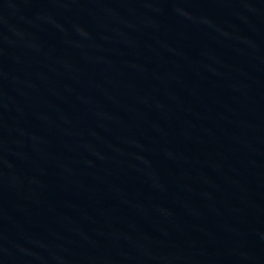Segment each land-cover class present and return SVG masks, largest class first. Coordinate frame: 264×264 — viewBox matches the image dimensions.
I'll use <instances>...</instances> for the list:
<instances>
[{
    "label": "water",
    "instance_id": "obj_1",
    "mask_svg": "<svg viewBox=\"0 0 264 264\" xmlns=\"http://www.w3.org/2000/svg\"><path fill=\"white\" fill-rule=\"evenodd\" d=\"M0 264H264V0H0Z\"/></svg>",
    "mask_w": 264,
    "mask_h": 264
}]
</instances>
